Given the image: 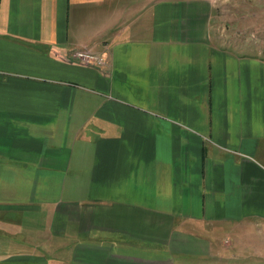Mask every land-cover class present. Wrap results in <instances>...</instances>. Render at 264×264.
<instances>
[{
	"label": "crops",
	"instance_id": "1",
	"mask_svg": "<svg viewBox=\"0 0 264 264\" xmlns=\"http://www.w3.org/2000/svg\"><path fill=\"white\" fill-rule=\"evenodd\" d=\"M222 3L0 0V264H207L264 220V60Z\"/></svg>",
	"mask_w": 264,
	"mask_h": 264
},
{
	"label": "rangeland",
	"instance_id": "2",
	"mask_svg": "<svg viewBox=\"0 0 264 264\" xmlns=\"http://www.w3.org/2000/svg\"><path fill=\"white\" fill-rule=\"evenodd\" d=\"M248 1L247 6H242ZM215 13L219 34L230 30V23L241 25V18H245L244 44H237L248 56L258 55L264 60V0H220ZM256 2L258 11L253 5ZM262 9V10H261ZM242 11V12H241ZM258 12V13H257ZM255 13V15L253 14ZM253 14V15H252ZM243 47V49H242ZM264 165V157H262ZM227 234L218 235V248L209 258H203L207 264H264V220L249 219L238 227L224 229ZM198 260V259H197Z\"/></svg>",
	"mask_w": 264,
	"mask_h": 264
},
{
	"label": "built area",
	"instance_id": "3",
	"mask_svg": "<svg viewBox=\"0 0 264 264\" xmlns=\"http://www.w3.org/2000/svg\"><path fill=\"white\" fill-rule=\"evenodd\" d=\"M72 61L78 62L80 64L89 65L93 62L102 64L103 60L99 55L89 52L85 49L75 50L71 53L70 56Z\"/></svg>",
	"mask_w": 264,
	"mask_h": 264
}]
</instances>
